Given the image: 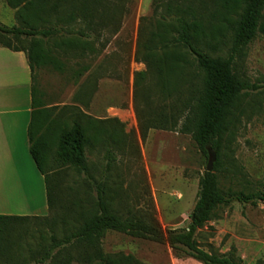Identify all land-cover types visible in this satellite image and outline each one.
I'll list each match as a JSON object with an SVG mask.
<instances>
[{
  "label": "rangeland",
  "instance_id": "1",
  "mask_svg": "<svg viewBox=\"0 0 264 264\" xmlns=\"http://www.w3.org/2000/svg\"><path fill=\"white\" fill-rule=\"evenodd\" d=\"M29 1L23 0L15 9L9 0H0V22L9 27L68 30L41 41L42 47L52 53L54 63L37 74L39 99L53 121L49 161L57 181L58 212L66 206L76 209L78 205L94 212L96 183L103 181L108 203L120 215L154 214L163 229L187 228L208 161L189 133L152 129L143 139L140 118L146 107L141 97L134 96L135 74L148 71L145 63L135 60L139 30L154 28L162 17L175 27L179 14L167 10L174 0L161 1L157 12L156 6H151L145 15L149 21L143 24V16H136L137 0H51L47 5L43 0H33V5ZM83 2L89 3L87 12L83 11ZM54 3L59 4L57 14L52 10ZM73 13L76 21H60ZM85 15L96 31L91 50L66 54L59 43L80 36L79 31L87 27ZM121 28L120 37L99 60L101 45L108 44ZM30 41L23 38L21 43L27 46ZM58 65L63 71L57 69ZM237 72L252 83L264 81V18L257 37L237 62ZM179 78L178 74L171 76L169 85L174 86ZM156 83L155 78H149L156 105L170 103L168 98L159 96ZM233 113L219 154L222 166L217 171L219 186L228 197L264 191V92L243 95ZM67 119L80 122L91 138L88 173H79L56 160L61 124ZM109 150L116 158L111 171L106 168ZM58 227L62 231L71 228L61 223ZM30 239L26 242L33 243ZM196 240L204 250L227 255L239 264H264V203H242L233 198L215 210ZM103 247L106 253L134 255L144 264H202L190 257L179 258L166 243L125 233H108ZM21 252L26 250L13 252L8 259L0 258V264H15Z\"/></svg>",
  "mask_w": 264,
  "mask_h": 264
},
{
  "label": "trees",
  "instance_id": "2",
  "mask_svg": "<svg viewBox=\"0 0 264 264\" xmlns=\"http://www.w3.org/2000/svg\"><path fill=\"white\" fill-rule=\"evenodd\" d=\"M22 1L9 0V3L17 9ZM43 1L47 5L51 0ZM161 1L154 0L152 3L156 12ZM28 4L33 5V0ZM82 6L83 11L89 10L88 2H83ZM52 10L57 14L59 4L54 3ZM167 10L179 14L175 27L172 28L162 17L154 28L141 27L139 30L136 61L145 63L148 71L135 74L134 96L135 99L141 97L146 107L140 118L143 139L152 129L180 131L192 135L208 162V149L212 148L217 153L214 171L206 170L201 176L189 226L163 229L154 214L120 215L109 205L103 181L96 183L97 208L94 212L79 205L75 206L76 209L66 206L58 212L57 181L49 161L53 121H50L49 112L43 109L39 99L37 74L54 63L52 53L42 47L41 41L59 37L68 30L59 27L28 30L0 22V46L24 52L32 70L33 112L29 139L32 156L45 178L49 205V214L45 217L0 215V258L8 259L11 255L13 257V252L25 249V253L18 254L15 264H144L131 254L104 251L107 234L119 232L166 243L179 258L190 257L202 264H239L232 257L204 250L196 236L210 221L215 210L233 198L242 203H264V191L234 193L228 197L220 188L217 175L222 166L219 159L222 141L230 131L235 106L243 95L264 92V81L252 83L242 79L237 72V62L261 29L264 0H174ZM83 17L87 27L79 31L80 36L63 39L59 43V48L66 54L91 50L90 33L95 29L89 16ZM76 20L74 13L60 18L65 23ZM146 21L149 18L143 16L141 24ZM23 38L31 39L27 46L21 43ZM57 69L63 71L61 65ZM175 74L180 78L174 86H170L169 79ZM150 77L157 81L159 96L168 98L170 103L156 105L157 100L149 85ZM183 86L187 87L186 92ZM61 125L56 160L79 173H88L87 153L91 138L86 129L77 120L68 122L67 119ZM107 159L106 168L111 171L116 164L111 150ZM60 223L71 228L62 231L58 227ZM27 238H31L33 243H27Z\"/></svg>",
  "mask_w": 264,
  "mask_h": 264
},
{
  "label": "crops",
  "instance_id": "3",
  "mask_svg": "<svg viewBox=\"0 0 264 264\" xmlns=\"http://www.w3.org/2000/svg\"><path fill=\"white\" fill-rule=\"evenodd\" d=\"M153 1L137 0L136 16H145ZM43 29L46 28L39 30ZM123 29L108 44L101 45L103 52L99 60L108 54ZM95 32L91 31L90 41ZM32 89L33 75L27 55L0 46V215L45 217L49 214L45 178L32 156L29 139Z\"/></svg>",
  "mask_w": 264,
  "mask_h": 264
},
{
  "label": "water",
  "instance_id": "4",
  "mask_svg": "<svg viewBox=\"0 0 264 264\" xmlns=\"http://www.w3.org/2000/svg\"><path fill=\"white\" fill-rule=\"evenodd\" d=\"M208 151H209V162H208V166H207V171L213 172L214 167H215V163L217 161V153L212 148H209Z\"/></svg>",
  "mask_w": 264,
  "mask_h": 264
}]
</instances>
